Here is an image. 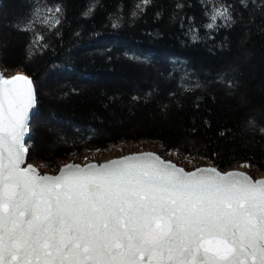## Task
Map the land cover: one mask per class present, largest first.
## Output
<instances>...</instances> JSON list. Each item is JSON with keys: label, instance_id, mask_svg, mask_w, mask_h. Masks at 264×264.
I'll use <instances>...</instances> for the list:
<instances>
[{"label": "trees", "instance_id": "1", "mask_svg": "<svg viewBox=\"0 0 264 264\" xmlns=\"http://www.w3.org/2000/svg\"><path fill=\"white\" fill-rule=\"evenodd\" d=\"M32 3L0 0V68L25 72L37 89L31 160L58 172L72 156L146 140L161 155L264 171V0H40L61 6V24L49 32L41 11L34 31H18ZM221 4L235 23L205 28V12ZM37 32L50 47L29 59ZM224 74L238 85L229 90Z\"/></svg>", "mask_w": 264, "mask_h": 264}, {"label": "snow or ice", "instance_id": "2", "mask_svg": "<svg viewBox=\"0 0 264 264\" xmlns=\"http://www.w3.org/2000/svg\"><path fill=\"white\" fill-rule=\"evenodd\" d=\"M240 3L247 7V0ZM29 9L27 20L14 25L18 31H34L41 11L49 32L61 24L59 4L33 0ZM231 9L206 11L211 22L204 27H232ZM49 47L37 32L28 58ZM226 75L219 81L231 90L238 82ZM38 103L32 78L0 73V264H264V178L213 165L186 171L143 151L42 173L26 143Z\"/></svg>", "mask_w": 264, "mask_h": 264}, {"label": "rangeland", "instance_id": "3", "mask_svg": "<svg viewBox=\"0 0 264 264\" xmlns=\"http://www.w3.org/2000/svg\"><path fill=\"white\" fill-rule=\"evenodd\" d=\"M2 71H4V70H2ZM18 73H25V72H23L21 70H17V71L6 73V76L11 77V76L18 74ZM44 80H45V82L50 81L49 78H47V77H45ZM141 151H153V152L159 153L158 147L155 145H152L151 143H149L146 140H141V141H136V142H121V143L117 144L112 150H107V151H103V152L91 151V152H88V153H86L80 157L72 156V157L62 161V165L67 164V163H71V162L85 164V163H89V162H93V161H101V157L105 156L106 154H111L113 156V158H116V157H121L123 155H128L131 153H136V152H141ZM163 156H165L167 159H169L171 161L176 162L178 165H180L181 167H184L186 170H194L196 167H198L200 165H203L205 163H209L208 161L186 159L183 156H181L178 152H171V153H169L167 155H163ZM30 162H32L37 167L43 166V167H40V170L43 172L56 173V172H53L52 170L46 168L44 166V164L40 161L30 160ZM244 169L254 178L260 177V175H258L259 172H264V171H253L249 167H244Z\"/></svg>", "mask_w": 264, "mask_h": 264}, {"label": "water", "instance_id": "4", "mask_svg": "<svg viewBox=\"0 0 264 264\" xmlns=\"http://www.w3.org/2000/svg\"><path fill=\"white\" fill-rule=\"evenodd\" d=\"M0 73H3L4 75H5V77H7L6 76V73L4 72V71H2V69L0 68ZM18 74H24V75H27L26 73H18ZM15 75H17V74H15ZM15 75H13V76H15ZM10 78V77H9ZM35 86V85H34ZM36 112H37V109L35 110V112L31 115V118H30V134H31V124H32V121H33V119H34V116H35V114H36ZM29 140H30V135L29 136H27L26 137V143H29ZM29 152H30V149H29ZM143 152H153V151H143ZM137 153V152H136ZM154 153H156V154H159V155H161L160 153H158V152H154ZM132 154V153H131ZM129 155V154H128ZM161 157L163 158V159H166V160H169V159H167L165 156H163V155H161ZM30 158V157H29ZM116 158H119V157H116ZM116 158H112V159H116ZM31 160V159H30ZM110 160V159H109ZM107 160H102V161H93V162H89V163H97V164H101V163H104V162H106ZM173 163H176V162H174V161H172ZM71 163H73V162H71ZM76 164H80V163H76ZM85 164H87V163H85ZM177 164V163H176ZM82 166L84 165V164H81ZM178 165V164H177ZM209 165H212V164H210V163H205V164H203V165H200V166H198V167H206V166H209ZM178 166H180V165H178ZM214 166V165H213ZM181 167V166H180ZM241 168V167H240ZM240 168H233V169H229V170H226V171H232V170H239V171H242ZM219 169V168H218ZM186 170V169H185ZM220 170V169H219ZM187 171V170H186ZM222 171V170H221ZM225 171V172H226ZM42 173H44L43 171H41ZM59 172V171H58ZM58 172L57 173H48V174H52V175H56V174H58ZM244 172H247V171H244ZM248 173V172H247ZM249 174V173H248ZM250 175V174H249ZM261 178H264V176L263 177H256V178H254L253 177V179L255 180V179H261Z\"/></svg>", "mask_w": 264, "mask_h": 264}, {"label": "bare ground", "instance_id": "5", "mask_svg": "<svg viewBox=\"0 0 264 264\" xmlns=\"http://www.w3.org/2000/svg\"><path fill=\"white\" fill-rule=\"evenodd\" d=\"M113 156L111 154H106L105 156H102L101 157V161L102 160H109V159H112ZM240 168V167H239ZM242 171H246L244 168H240ZM258 175H260V177H263L264 176V172H259Z\"/></svg>", "mask_w": 264, "mask_h": 264}]
</instances>
